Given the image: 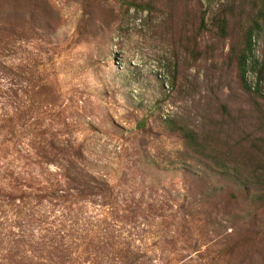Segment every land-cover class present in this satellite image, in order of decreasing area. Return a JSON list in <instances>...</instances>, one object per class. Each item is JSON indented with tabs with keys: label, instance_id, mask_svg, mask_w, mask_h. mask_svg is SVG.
I'll list each match as a JSON object with an SVG mask.
<instances>
[{
	"label": "rangeland",
	"instance_id": "1",
	"mask_svg": "<svg viewBox=\"0 0 264 264\" xmlns=\"http://www.w3.org/2000/svg\"><path fill=\"white\" fill-rule=\"evenodd\" d=\"M0 8L37 31L5 52L7 62L38 71L58 90L62 118L79 122L68 130H78L97 169L114 170L112 184L167 201L173 209L165 221L174 218L179 196L198 197L211 186L202 210L213 211L220 223L206 225L204 241L200 223L192 225L204 260L221 252L214 264H264V80L259 94L248 92L237 66L244 35L259 20L246 73L254 92L264 61V0H0ZM222 13L227 36L214 22ZM5 98L0 93V114L8 110ZM170 120L196 131L238 171L205 168L212 162L187 148L181 133L169 129ZM147 156L160 168L152 169L156 163ZM186 162L190 172L182 170ZM198 174H204L203 187ZM194 210H201L197 201ZM89 214L94 226L112 219L107 210ZM140 220L120 223L119 240L139 245L161 264L179 257L175 224ZM175 233L176 250L169 244Z\"/></svg>",
	"mask_w": 264,
	"mask_h": 264
},
{
	"label": "trees",
	"instance_id": "2",
	"mask_svg": "<svg viewBox=\"0 0 264 264\" xmlns=\"http://www.w3.org/2000/svg\"><path fill=\"white\" fill-rule=\"evenodd\" d=\"M3 10L0 8V93L6 97L8 110L0 114V264H161L148 257L139 245L119 240L120 223L141 224L140 219L146 218L152 221L159 218L167 226L176 225L180 246L175 264L220 262L221 252L215 253L209 261L204 260V251L197 249L199 240L194 239L192 229L198 221L199 239L204 241L209 236L206 225L220 223L219 218H211L213 211L206 215L202 210L211 186L206 192L200 191L198 197L190 198L187 193L179 196L175 201L174 218L165 221L163 219L170 215L166 216L168 210L173 209L167 201L153 196L146 198L144 194L136 196L135 188L130 187L129 193L112 184L109 173L114 170L97 169V164L90 161L89 152L78 141V130H68L79 122L69 123L62 118L64 112L58 102V90L52 84L43 83L38 71L7 62L5 52L23 37L36 35L37 31L26 19H13L7 14L9 10ZM204 20L205 14L203 27ZM214 22L227 36L226 15L215 17ZM258 23L259 20H254L247 29L244 47L237 56L244 88L254 95L262 88L264 61L258 68V85L254 92L247 84L246 73ZM169 123V129L181 133L187 148L212 162L204 163L205 168L225 173L238 171L203 145L196 131L175 120ZM92 127L89 122V128ZM155 163L150 167L159 169V163ZM51 165L56 170H50ZM126 170H122V180L126 179ZM182 170L190 172L187 162ZM196 179L197 186L203 187L204 174H198ZM127 183L128 180L124 182ZM147 187L153 189L154 185ZM195 201L201 210H194ZM90 210H107L112 219L94 226ZM218 213L216 210V215ZM169 244L176 250V233ZM192 253H196L197 259L192 258Z\"/></svg>",
	"mask_w": 264,
	"mask_h": 264
}]
</instances>
